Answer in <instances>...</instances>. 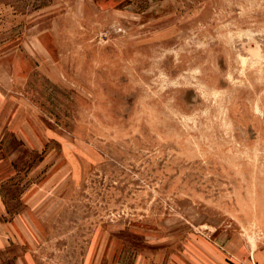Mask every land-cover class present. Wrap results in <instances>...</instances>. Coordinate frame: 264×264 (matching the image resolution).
<instances>
[{"label":"rangeland","instance_id":"obj_1","mask_svg":"<svg viewBox=\"0 0 264 264\" xmlns=\"http://www.w3.org/2000/svg\"><path fill=\"white\" fill-rule=\"evenodd\" d=\"M9 162L0 264L264 263V0H0Z\"/></svg>","mask_w":264,"mask_h":264},{"label":"crops","instance_id":"obj_2","mask_svg":"<svg viewBox=\"0 0 264 264\" xmlns=\"http://www.w3.org/2000/svg\"><path fill=\"white\" fill-rule=\"evenodd\" d=\"M12 163H2L0 164V185L4 184L5 182H7L10 178V172L12 171ZM12 229L11 227H7V226H0V246H3V244L6 242L4 240V238L2 237V234L4 232H7V230ZM21 233H23V231L21 230ZM22 258V257H21Z\"/></svg>","mask_w":264,"mask_h":264},{"label":"built area","instance_id":"obj_3","mask_svg":"<svg viewBox=\"0 0 264 264\" xmlns=\"http://www.w3.org/2000/svg\"><path fill=\"white\" fill-rule=\"evenodd\" d=\"M262 264H264V263H262Z\"/></svg>","mask_w":264,"mask_h":264}]
</instances>
